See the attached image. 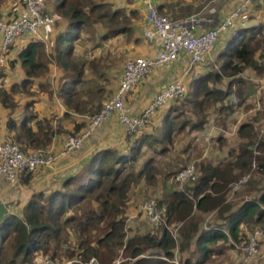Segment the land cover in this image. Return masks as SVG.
Listing matches in <instances>:
<instances>
[{
	"label": "trees",
	"instance_id": "trees-1",
	"mask_svg": "<svg viewBox=\"0 0 264 264\" xmlns=\"http://www.w3.org/2000/svg\"><path fill=\"white\" fill-rule=\"evenodd\" d=\"M19 1L21 8L23 0ZM253 5L260 7L257 3ZM168 6L163 2L158 5V10L173 12ZM46 7L53 18L51 26L58 28L55 36L50 38V52L45 51V43L28 39L17 58L9 61L11 67L17 62L20 64L24 78L19 84H10L8 89L0 86V104L8 111L3 139L18 144L24 152L46 147L60 133L78 134L85 126V120L72 121L71 113L88 116L98 113L103 105L105 88L94 87L93 81L85 78L86 70L93 68L95 75L100 73L96 64L101 59H86L74 54V45L80 40L81 33L100 24L106 28L102 40L119 34L132 36V22L138 18L135 10L127 16L123 9H111L102 0H52V5L46 4ZM186 8L188 6L181 9ZM14 13V16L18 15L17 10ZM248 15L249 12L245 16L246 23L240 24L242 26L235 34L228 33L224 46L214 56L215 61L206 59L198 65L197 74H189V81L184 82L186 92L165 106L159 125L152 132L145 130L152 122L149 118L145 126L126 137L124 148L96 150L83 167L69 175L59 187L48 192H34L20 215L6 211L0 214V264H34L40 256L58 260L79 258L80 262L74 264H81L91 256L101 264H112L116 259L120 260L118 264H172L176 238L171 227L176 223L182 225L177 232L182 233L184 239L193 238L195 234V252L200 253L198 263H202L212 251L221 250L212 245L216 241L230 242L228 247H236L244 237L240 230L242 224L248 230L264 225V133L257 136L253 121L263 128L264 124L257 119L256 111L250 114L247 111L256 100L262 99L263 94L253 99V94L250 95L252 77L248 80L240 76L247 70L253 75L264 76V22L249 23L252 18ZM180 16L174 11L171 17ZM50 63L61 72L54 77L58 95L67 109L64 118H69L67 121L72 123L71 132L64 129L62 119L36 115L32 111L33 101H26L23 116L19 120L15 118L19 104L16 95L33 96L35 92L30 89L34 84L39 91L52 94L51 82L45 77L50 71ZM216 63L217 70L214 68ZM5 75L0 70V81ZM233 97L238 100L234 102ZM176 102L180 106L175 105ZM211 106L218 115L225 113L223 117L235 116L237 110L244 112V108L245 116L248 114L237 126L235 135L228 136L235 142L228 151L230 158L220 163L211 160L194 163L196 179L185 183L183 189L173 188L158 201L165 208L161 226L155 231L135 230L128 235L125 215L128 192L141 179L150 185L157 182V174H161L160 160L176 143L175 134L203 131ZM185 107L188 110L182 109ZM222 121L226 124L225 119ZM226 137L219 135L216 142L222 145L228 142ZM187 146L179 154L186 152ZM149 150L152 155L139 164ZM177 160L175 166H168L166 179L175 177L185 167L182 164L185 160H179L180 163ZM248 173L252 178L242 184L247 192L253 190L255 181L263 187L257 191L256 198L245 200L232 210L226 201L231 186ZM29 178L30 173L20 179L26 183ZM195 211H217L219 218L231 212L225 216L224 224L204 230L199 227ZM215 227H224L227 233ZM259 248L261 252V242Z\"/></svg>",
	"mask_w": 264,
	"mask_h": 264
},
{
	"label": "built area",
	"instance_id": "built-area-1",
	"mask_svg": "<svg viewBox=\"0 0 264 264\" xmlns=\"http://www.w3.org/2000/svg\"><path fill=\"white\" fill-rule=\"evenodd\" d=\"M140 1L144 10L143 21L139 29L140 35L156 50L155 53L149 57L140 55L126 58L122 64L115 93L103 102L98 113L83 116L85 126L78 134L67 135L59 148L39 147L24 152L18 144L1 139L0 181L14 186L24 174L36 172L42 167H54V164L65 156L80 151L84 142L94 135L96 130L112 115L117 116L126 135H134L145 126L157 109L182 97L186 92V85L183 79L171 80L153 94L148 105L139 114L130 112L126 103V95L156 68L167 67L181 61L185 62L184 72H188L209 59L219 38L225 33L235 34L251 6L255 3H264V0H238L226 16L215 23L211 17H204L200 14L172 18L166 13H161L154 0ZM52 23L53 18L47 10L46 0H23V6L17 16L10 19L0 17V65L6 62L9 47L20 37H27L30 41H41L47 45L44 30ZM233 101L235 102L234 97ZM196 176L194 162H189L178 171L174 179L181 186L188 181L195 180ZM249 177L250 173L233 183L231 193L237 191ZM136 212L143 213L154 226L159 227L164 222L165 208L160 207L156 200L137 204ZM174 230L176 231L177 228H171L172 234ZM262 235H264V225L256 226L247 236L248 239L241 245V257L238 264H258L259 242ZM73 261V259L58 260L40 256L36 258L34 264H71ZM119 262L120 260L116 259L112 264ZM81 264L101 263L91 256Z\"/></svg>",
	"mask_w": 264,
	"mask_h": 264
},
{
	"label": "crops",
	"instance_id": "crops-1",
	"mask_svg": "<svg viewBox=\"0 0 264 264\" xmlns=\"http://www.w3.org/2000/svg\"><path fill=\"white\" fill-rule=\"evenodd\" d=\"M103 2H107L111 9H123L125 12V15H129L133 10H135L137 13V17L132 23H133V34L132 36H127L126 34H119L110 37L107 40H102L101 35L105 32L106 28L103 25L96 24L93 25L90 28H87V30L83 31L80 36V40L77 41L74 45V54L78 57L84 56L86 59L91 58H99L101 59L97 64L96 70L100 73L98 75H95V71L92 69L86 70L85 72V78L91 79L92 85L94 87H104L105 88V97L102 98V102H104L107 98L112 96L119 83V77L121 73V68L124 60L129 57L134 56H146L149 57L155 53L156 50L153 49L152 46H150L147 42L143 40V38L140 35V25L143 21V15L144 10L141 4L140 0H102ZM157 7L159 4L163 2H167L168 5L172 8L173 12H168L169 16H172V13L174 14V11H176L177 16L181 15L180 17H187L191 14H200L204 17H211V20H214V22L221 21L226 14L228 13L229 9L234 6V4L238 0H207L204 6L200 8V3L203 2L202 0H154ZM201 1V2H199ZM260 7H256L254 5L251 6L250 10H248L249 15L248 18L251 17L252 19L249 21V23L256 22L257 20L264 22V3L258 4ZM168 6V7H169ZM185 6H188L186 9ZM19 7V8H18ZM193 9H198V11H194ZM1 10V16L4 19H10L11 17H14L15 13L11 12H3ZM17 13L20 10V6L18 5ZM193 10V11H192ZM51 14V13H50ZM246 16V15H245ZM247 17L243 18V23H246ZM247 23V24H249ZM65 23L63 24V26ZM242 25H239L242 26ZM62 26V27H63ZM238 27V28H239ZM57 27L50 26L47 29L44 30V36L47 38V45L45 46V51L50 52V38L54 37L57 32ZM229 34L225 33L220 37V40H225ZM90 38L95 40L97 43L98 41L104 42L105 47L102 46L98 42V47L90 49V55L91 51L97 49L98 52H94L92 56L87 54V56L84 54L83 49L87 47L86 39ZM101 40V41H100ZM223 40V41H224ZM28 38L27 37H20L15 40L14 44L9 49L7 56H6V62L3 65H0V70H3L5 72V81L1 79L0 86L5 87L6 89L9 88L10 84L12 83H20L21 80L24 78V72L22 68L20 67V64L17 62L14 64L13 67L9 65V61L15 60L22 48H24L27 45ZM96 45V44H95ZM83 53V54H82ZM97 56V57H96ZM117 59V60H116ZM185 62H176L173 65L163 67V68H156L152 70L146 77H144L139 84L134 87L127 95H126V103L127 106L130 109V112L133 114H139L143 108H145L148 105L149 100L155 94L157 91H159L161 88H163L168 82H170L173 79H183V81H189L190 75L189 74H197L199 71V67L195 66L188 72L185 71ZM118 66V67H117ZM116 67V68H115ZM49 73L45 75L46 78H48V81L51 82L50 90L52 94H49L44 91H39L36 87V84L32 86L30 89L34 94L33 96H25L24 93L18 94L15 96V100L18 101V108L15 111V118L19 120L24 112H23V105L26 101H33L32 111L38 115L39 117L42 116H48V117H55L57 119H62L61 124L64 126V129L68 132L72 131V123L68 122L64 118V113L66 112V107L63 104L62 99L58 95V86H57V80L55 77H58L61 72L58 70L56 65L54 63H50L49 65ZM198 71V72H197ZM118 72V73H117ZM55 76V77H54ZM92 88V87H91ZM153 92V93H152ZM254 99V97H253ZM164 108L161 107L157 109L151 116L150 121L151 124L145 129L147 132H152L155 127L159 125L160 119L162 117L163 112L165 111ZM255 110H252L250 112H253ZM7 109L1 106L0 104V140L3 139L6 135V128H5V119L7 115ZM237 113L235 114L236 120L238 122V125H240L243 122V118L245 115V112L241 110H237ZM70 120L81 122L84 118V115H79L77 113H71ZM232 115V114H231ZM234 116V115H233ZM33 125V123H32ZM235 127V125H234ZM233 127V128H234ZM230 135L231 137L235 135L233 130H229L227 132V136ZM67 136V133H60L59 135H56L52 139V141L47 145L46 147H51L53 149L59 148L62 143L64 142L65 138ZM129 135H126L124 129L119 124L118 118L116 115H112L110 118H108L104 124L96 130L95 134L92 135L90 138H88L80 151L74 152L70 155L65 156L61 160H59L57 163L54 164V167L48 168V167H42L38 171L30 173L29 180L24 183L21 181V179L18 181V184L14 186L8 185L5 181H0V214H3L6 212L14 213L20 215L23 209V206L29 199V197L37 191H49L56 187H59L62 182L71 174H75L78 172L83 165L89 160L91 155L98 149L106 148V147H116V148H124L126 143V137ZM226 148V147H224ZM231 146H227L226 149L222 150V153H227ZM239 206V205H238ZM237 208V207H236ZM235 209V208H234ZM232 209V210H234ZM231 210V211H232ZM227 213L223 214L221 218H219L216 222H209L206 226H200V228H203L206 230L209 227H214L215 225L224 224L225 222V216L229 214ZM132 214H134V210L132 208ZM214 216L212 217V219ZM211 219V220H212ZM217 230H226L224 227H220V229L216 228ZM241 232L243 234L247 235L248 229L247 227L242 224L240 226ZM226 232V231H224ZM227 233V232H226ZM183 238V240H182ZM261 242V252L262 248H264V235L260 237ZM179 247H176L174 249V254H178L180 252V256L182 260H184L185 264H206L212 255L217 253H229V252H235L237 251L234 247H228L230 242L223 243L221 240L216 241L212 245L219 246L221 250L215 249L211 252L208 259L205 260V262L198 263L200 253L195 252V234L194 237L184 239L183 236L179 238ZM177 251V252H175ZM190 254L194 253L196 256L195 260L190 259ZM187 253V254H186ZM241 257V256H239ZM240 258L238 259L237 263L239 262ZM236 263V264H237Z\"/></svg>",
	"mask_w": 264,
	"mask_h": 264
},
{
	"label": "rangeland",
	"instance_id": "rangeland-1",
	"mask_svg": "<svg viewBox=\"0 0 264 264\" xmlns=\"http://www.w3.org/2000/svg\"><path fill=\"white\" fill-rule=\"evenodd\" d=\"M202 1L203 2L199 1V2H201L200 5L204 6L206 4L205 2L207 0H202ZM19 3H20L19 0H0V9H2L3 12H8V13L15 12ZM46 4H48L50 7V5H52V0H46ZM223 40L219 41L217 43L216 49L214 51H212L211 57L209 58V59H212L211 61H213V62L215 61L214 56L224 46ZM86 42H87V44H86L87 47L83 49V52L87 56V54L90 55V49H93V48H96L99 46L98 45L99 41L96 43L95 40H93V39L90 40V38H87ZM100 44L105 47L104 42H101ZM95 51L98 52V50L95 49V50L91 51L90 56H92ZM80 57L85 58L83 55ZM214 68L216 70L218 69L217 63L214 65ZM240 76H242V78L245 77L248 80L251 79V82L253 83V85L250 86V88H251L250 95L253 94L252 96H254V98H255V97H258L260 93L263 94L261 97L262 99L256 100L254 102V104H252L251 106L248 105L250 107L248 108L247 111L250 114L251 113L250 111L255 110L256 115L258 116L257 119L259 121L260 120L263 121V124H264V118H263L264 117V113H263V108H264V76L253 75L252 71H250V70H247L246 72H244ZM250 77H252V78H250ZM253 79H255V80L253 81ZM247 89H249V88H247ZM234 98H235V100H238L237 97H234ZM174 104L175 105L179 104V106H180V103L176 102ZM256 106H259V107L261 106L262 111H261V108L258 109ZM182 109L186 110L187 107L182 108ZM244 112H246L245 108H244ZM186 114L189 115V112L187 111ZM223 114H225V113L218 115L216 109L213 106H211L207 112L208 124L205 126V129L203 131L201 130V131L193 132V133H183L181 135L175 134L174 139H175L176 143L173 145V147L167 153L166 157H164L160 160L161 174H157V177H156L157 182L154 185L153 184L150 185V184H147L143 179H141V180H139V182L137 184L132 186V188L128 192V202H127L126 214H125L126 215V228H127L126 233L128 235L133 233L135 230H139L140 232L155 231L157 228L160 227V226L159 227L154 226L150 222V219H148L143 213H137L136 212L137 204H140V203H142L144 201H148V200H156L157 203H159L158 201H160L164 198V196L166 195L165 193L169 192L173 188H175V187L178 189L185 188V186H186L185 183L180 186L176 182V180L174 179V176L172 178L170 176L167 179L164 176L165 172L168 170V166H170V164H171V166H175L174 162L176 159L185 160L184 162H182V164L187 165L189 162H194L196 164L197 162L202 161V160L203 161L204 160L205 161L211 160L214 163H220V162H223L226 159L230 158L228 152L222 153V150L226 149L227 146L235 145V142L232 141V139L228 138V136L229 137H231V136L230 135L227 136V132L229 130H233L235 133V130L237 129V126H238V122H237L235 116L230 114V115H228V117L226 115L223 117ZM244 117H248V114H246V116L244 115ZM222 119H225L226 124L222 121ZM253 123L255 124V132H256L257 136L263 135V133H264L263 126H261V125L259 126L257 121H253ZM234 125H235V127H234ZM219 135H222V136L226 135L228 142L223 143L222 145H220V142H216V139L218 138ZM186 146H187V151L179 154V151L182 150L183 148H185ZM224 147H226V148H224ZM199 152H201V153H199ZM151 155H152V153L150 150L146 151V153L140 159L139 164H141L142 160L148 158ZM179 160H177L176 162L180 163ZM250 178H252L251 174H250L249 179ZM248 180H247V182H248ZM247 182H245V184H247ZM245 184H243V185H245ZM243 185L234 193L230 192L229 195L227 196L226 201L230 204L232 209L238 207V205L241 204L245 200L256 198L258 195L257 191L263 187V186H261L262 184H259L258 181L257 182L255 181L254 186H253V190L247 192V189L243 188ZM160 207H162V206H160ZM132 208L134 210V214H132ZM194 216L197 218L199 225L202 227L206 226L209 222L210 223L216 222L219 218L217 211L208 212V213H202L200 211H195ZM213 216H214V218L212 219ZM163 218L165 220V215L163 216ZM181 226L182 225L176 223L175 226H172V227L179 228V230H180ZM177 230L176 231L174 230L173 234L175 235V238H176V247H179V245H180L179 238L182 236V233H180L178 231L179 232V234H178ZM252 231H253L252 229H249L247 232V235L244 234V237L241 240L242 242L240 241L236 245L235 249L237 251L229 252L226 254L223 253L224 251L221 253L215 252V254L209 258V260L206 264H236L238 259L240 258L239 256H241V245L245 241L246 237L249 234H251ZM182 240H183V238H182ZM219 246H221V245H218L217 247H219ZM175 252H177V251H175ZM188 252H189L190 259L195 260L196 259L195 254L194 253L190 254V251H188ZM178 255H180V252H178V254H174V259H173L174 262L172 264H185L184 260H182V258L180 256L178 257ZM69 260H72V259H69ZM73 260L74 261L71 264L80 262L79 258L78 259L73 258ZM258 264H264V248H262V252H260V254H259Z\"/></svg>",
	"mask_w": 264,
	"mask_h": 264
}]
</instances>
